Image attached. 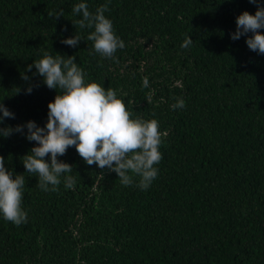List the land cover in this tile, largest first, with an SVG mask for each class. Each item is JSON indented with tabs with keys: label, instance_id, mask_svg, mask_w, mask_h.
Here are the masks:
<instances>
[{
	"label": "trees",
	"instance_id": "obj_1",
	"mask_svg": "<svg viewBox=\"0 0 264 264\" xmlns=\"http://www.w3.org/2000/svg\"><path fill=\"white\" fill-rule=\"evenodd\" d=\"M81 2L92 13L109 5L105 16L125 44L114 58L95 52L94 29L73 25ZM256 8L249 0H0V99L15 114L0 127L46 124L57 92L33 62L47 51L74 55L86 80L116 90L133 118L158 120L162 136L147 190L135 176L122 185L70 147L58 159L72 165L64 175L75 184L66 188L62 175L56 191L24 168L35 141L0 136L5 167L25 176L27 212L19 226L0 214V264H264V55L245 36L230 38L236 17ZM75 34L76 47L61 43ZM177 98L185 107L173 110Z\"/></svg>",
	"mask_w": 264,
	"mask_h": 264
},
{
	"label": "clouds",
	"instance_id": "obj_2",
	"mask_svg": "<svg viewBox=\"0 0 264 264\" xmlns=\"http://www.w3.org/2000/svg\"><path fill=\"white\" fill-rule=\"evenodd\" d=\"M256 4L254 14L247 10L236 17V30L230 34L232 40L246 37V44L251 51L264 55V4L261 0H249ZM109 5H100L95 13L89 11L84 2L76 4L73 14H82V18L72 21L81 29H94L87 40L93 42L96 53L102 57L114 58L118 49L125 47L124 41L115 34L112 21L105 16ZM49 18L59 19L64 16L63 9L49 12ZM66 30V29H65ZM250 34V35H249ZM81 41L77 34L61 40V43L76 47ZM193 40L187 35L182 47L188 48ZM34 75L42 77L43 83L56 90L52 101L48 103L46 124L41 127L33 120L24 125L0 127V136L9 137L14 132L24 134L35 145L23 156L22 162L27 173L35 174L37 185L44 191H56L61 183V176L73 171L72 165L58 157L66 155L70 147H75L83 161L101 170L115 172L124 186L139 177L137 186L147 190L158 176V165L162 160L159 151L162 136L159 122L155 118H133L117 91L105 88L95 80H86V73L76 63V57L56 55L44 51L42 58L33 62ZM33 64L27 66L31 71ZM21 78L29 81L30 77L21 73ZM145 77L143 86L148 87ZM37 87L39 85H36ZM20 89L17 87L15 94ZM33 91L29 84L26 93ZM173 110L185 107V101L177 98L170 106ZM155 114L153 113V117ZM5 118H15L0 99V124ZM27 132H24V129ZM50 157V162L49 159ZM75 179L64 175V186L72 188ZM23 174H15L5 167V158L0 155V214L16 226L27 222V212L22 207L24 188Z\"/></svg>",
	"mask_w": 264,
	"mask_h": 264
}]
</instances>
